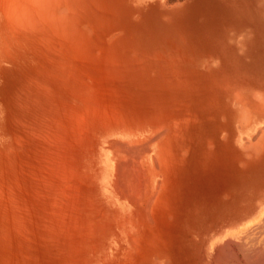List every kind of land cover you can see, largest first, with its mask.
I'll return each instance as SVG.
<instances>
[{"label": "rangeland", "instance_id": "1", "mask_svg": "<svg viewBox=\"0 0 264 264\" xmlns=\"http://www.w3.org/2000/svg\"><path fill=\"white\" fill-rule=\"evenodd\" d=\"M116 1L0 50V264H264V0Z\"/></svg>", "mask_w": 264, "mask_h": 264}, {"label": "bare ground", "instance_id": "2", "mask_svg": "<svg viewBox=\"0 0 264 264\" xmlns=\"http://www.w3.org/2000/svg\"><path fill=\"white\" fill-rule=\"evenodd\" d=\"M88 0H0V50L1 51H3L8 45H9V48L11 47L12 48V46L13 45H18V44H20V43H22V42H26V41H28V40H31V41H38V42H41L42 44H43V42H45L46 41V43H48V45L50 44L49 43V41H54L55 40V42L57 41V43H58V41H59V43L58 44H62V43H60V41L61 40H63V41H66L65 39H67L68 41H66V42H68L67 44L64 42L62 45H59V46H61V47H63V45H65L66 47H67V45L70 47V45L72 44H70L69 45V40H71L73 37L71 36V35H74V38L72 39V41L73 40H76L77 39V37H75V35L76 36H78L79 35V33H77V32H75L74 30L76 29V28H78L77 27V25L79 24L80 25V22L78 21V20H82V22H83V20L85 19L84 18V16H83V12L81 13V14H79L80 13V11H81V7H83V6H85L86 5V2H87ZM107 1V0H106ZM141 1H145V0H141ZM95 2V1H94ZM111 2V1H110ZM116 2H118V3H115V4H119L120 3V1H116ZM93 5V4H92ZM97 5H98V3H97ZM100 5H101V2H100ZM106 5H108V4H106ZM112 5H113V2H112ZM121 5V4H120ZM122 6V5H121ZM109 7V6H108ZM111 7V6H110ZM119 7V6H118ZM94 8V7H93ZM100 8H101V6H100ZM113 8V7H112ZM111 8V9H112ZM115 9H116V7H114ZM123 8V7H122ZM85 9V8H84ZM110 9V10H111ZM114 9V10H115ZM119 10H120V8H118ZM118 9H116V10H118ZM86 10H87V12H88V9L86 8ZM86 10H85V13H86ZM92 10V9H91ZM90 9H89V12H88V14H91L90 13V11H91ZM98 10H99V7H98ZM118 10V11H119ZM122 10V9H121ZM95 10H93L92 11V13L94 12ZM100 11H101V9H100ZM109 11V10H108ZM123 11H124V9H123ZM96 12V11H95ZM95 12H94V14H95ZM99 12V11H98ZM97 12V13H98ZM111 12H112V10H111ZM114 12H116V11H114ZM125 12V11H124ZM96 13V14H97ZM102 13V12H101ZM113 13V12H112ZM111 13V15H113ZM119 13H121V11L120 12H118V14ZM123 13V12H122ZM93 14V15H94ZM96 14H95V16H93L92 15V17H94V18H92V17H90L89 15H88V17L87 18H89V20H90V18H92L93 19V22H94V19H97L98 18V16H96ZM100 14V12L98 13V15ZM79 15H82L83 17H81V18H84V19H78V17H79ZM85 15V14H84ZM102 15V14H101ZM101 15H99L100 17H99V19H97L98 21H100V18H101ZM121 16H123L122 14H120ZM87 15H85V17H86ZM118 16V15H117ZM96 17V18H95ZM103 18H106V16L105 15H103V17H102V19ZM112 18H114V17H112ZM111 18V19H112ZM115 18H117V17H115ZM122 18V17H121ZM92 19L90 20V21H92ZM102 19H101V21H102ZM108 19V18H107ZM107 19H105V20H107ZM118 19H119V17H118ZM117 19V22H119L120 21V19L118 20ZM89 20H86L87 22H85L84 21V23H88L89 22ZM96 20V21H97ZM98 21L96 22V24L98 23ZM110 21V20H109ZM115 21H116V19H115ZM122 21V20H121ZM77 22H79V23H77ZM93 22H91V24H89V25H92L93 26V28L92 29H94V27H95V25L96 24H94ZM83 23V24H84ZM90 23V22H89ZM105 22H103V24H104ZM110 23H112L111 21H110ZM108 24V23H107ZM121 24H123L122 22H121ZM87 24H85V26H86ZM106 25V23L103 25V26H105ZM111 25H113V23L111 24ZM115 25V24H114ZM128 25V24H127ZM85 26H84V28H85ZM91 26V27H92ZM101 26V24H97V27H100ZM110 26V25H109ZM117 26H118V24H117ZM117 26H116V30H117ZM90 27V26H89ZM121 27H123L122 25H121ZM125 27V26H124ZM127 27H129V26H127ZM88 28V27H87ZM107 28V27H106ZM113 28V27H112ZM119 28V27H118ZM126 28V27H125ZM90 29V28H89ZM88 29V30H89ZM111 29V28H110ZM122 30H124L123 28H121ZM77 30V29H76ZM84 30V29H83ZM87 30V32H89ZM95 30V29H94ZM102 31L103 29H99V31ZM113 29H111L110 31H112ZM120 30V29H119ZM77 31H80V30H77ZM93 31V30H92ZM96 31V30H95ZM95 31L93 32V33H95ZM104 31V30H103ZM106 31V30H105ZM104 31V32H105ZM107 31H108V29H107ZM109 31V32H110ZM72 32V33H71ZM83 32L84 31H82L81 33H80V35H82L83 36ZM91 32V31H90ZM98 32V31H97ZM96 32V33H97ZM76 33V34H75ZM103 33V32H102ZM108 33V32H107ZM107 33H106V36H107ZM98 34H99V36H98ZM98 34H97V36L98 37H102L103 38V34H101V33H99L98 32ZM100 34H101V36H100ZM125 34V33H124ZM90 35H92L91 33H90ZM71 37V38H69V37ZM80 37L79 36V38H81V39H79V40H81V42H82V39H83V41H85V46H86V43H87V41H88V43H89V41L92 43V40H94V42L96 41L95 39H94V37L92 38L91 36L89 37L90 38V40H87L86 41V37H85V39L83 38V37ZM117 36V35H116ZM123 36V35H122ZM122 36H117V37H119V39H121L122 38ZM125 36V35H124ZM114 37V36H113ZM116 37V38H117ZM69 38V39H68ZM76 38V39H75ZM92 38V39H91ZM101 38V39H102ZM126 38V37H125ZM76 40V43L77 44H79V46H76L77 48L79 47V48H81V50H82V53H80L81 54V56H82V54H83V56L86 54V51L83 53V49L84 48H86L84 45H82V46H84V48L83 47H80L81 46V42L79 41V40ZM100 39V40H101ZM114 39V38H113ZM112 39V40H113ZM118 39V38H117ZM117 39H115V44L117 43V41H120L119 39L117 40ZM98 40H99V38H98ZM111 40V39H110ZM63 41H61V42H63ZM114 41V40H113ZM126 41H127V39H126ZM55 42H53V43H55ZM71 42V41H70ZM74 42V41H73ZM80 42V43H79ZM121 42V41H120ZM41 43H39V44H41ZM45 43V44H46ZM56 43V44H57ZM102 43V42H101ZM100 43V44H101ZM113 43V42H112ZM75 44V43H74ZM95 44H97V43H93L91 46L90 45H88V46H90L91 48L90 49H92V47H93V49L95 48V51H96V49H98L99 47H101V45L100 46H98L99 45V43L96 45V47H94L95 46ZM104 44V43H103ZM28 45H30L29 43H28ZM27 45V46H28ZM34 45V44H33ZM47 45V44H46ZM46 45H43V47L45 48L44 49V52H49V53H51V54H55V56H57L56 54H58V53H55V52H57V48H54V46L52 45V44H50V47H51V49H54L53 51H55V49H57L55 52H50L51 50L47 47H45ZM94 45V46H93ZM106 45H107V48H110V46L108 47V44L106 43ZM58 45L56 46V47H59ZM65 46L63 47L64 48V51H66L65 50ZM72 47H73V45H71ZM104 46V45H103ZM102 46V47H103ZM124 46V45H123ZM25 47H26V43H25ZM31 47V46H30ZM53 47V48H52ZM21 48V47H20ZM27 48V47H26ZM40 48H42L41 46H40ZM60 48V47H59ZM62 48V49H63ZM83 48V49H82ZM103 48H105V46L103 47ZM123 48V47H122ZM37 49H39V47L37 46ZM46 49H48V50H46ZM62 49H59V51L60 50H62ZM67 49V52H65L66 54L67 53H69V54H67L68 56H70L69 58L71 59V53L73 52V53H75V54H77L78 53V49H76V48H74L75 50H76V52H74V51H69L70 50V48H66ZM69 49V50H68ZM71 49H73V48H71ZM87 49H88V47H87ZM99 49H101V48H99ZM99 49H98V52H99ZM129 49V48H128ZM41 50V49H40ZM43 50V49H42ZM42 50H41V52H42ZM46 50V51H45ZM50 50V51H49ZM102 50V49H101ZM108 51V49H106L105 48V51ZM133 50V49H132ZM38 51V50H37ZM80 51V50H79ZM103 51V50H102ZM104 51V52H105ZM109 51H110V49H109ZM108 51V52H109ZM124 51V50H123ZM81 52V51H80ZM97 52V51H96ZM96 53L97 55L98 54H100V53ZM59 53H61V51L59 52ZM89 53V51L87 50V54ZM79 54V55H80ZM91 54V53H90ZM107 54V53H106ZM155 54V53H154ZM58 55H60V54H58ZM100 55H105V54H100ZM148 55V54H147ZM67 56V57H68ZM88 56H89V54H88ZM150 56V55H149ZM154 56V55H153ZM158 56V55H157ZM160 56V55H159ZM151 57V56H150ZM149 57V58H150ZM81 58V57H80ZM137 58H138V56H137ZM152 58V57H151ZM153 58H155V56L153 57ZM68 59V58H67ZM74 59H75V57H74ZM128 59V58H127ZM145 59V58H144ZM156 59V58H155ZM162 59V58H161ZM71 61V60H70ZM81 61V60H80ZM75 62V61H74ZM76 66V65H75ZM110 66V65H109ZM131 67V66H130ZM129 67V68H130ZM135 67V66H134ZM85 68V67H84ZM132 68V67H131ZM128 69V68H127ZM137 69V68H136ZM63 70V69H62ZM73 70V69H72ZM131 70V69H130ZM133 70H135V68L133 69ZM143 70V69H142ZM58 71V70H57ZM61 71V70H60ZM132 71V70H131ZM136 71V70H135ZM144 71V70H143ZM73 72V71H72ZM124 72V71H123ZM127 72V71H126ZM67 74V73H66ZM70 74H72V73H69V75ZM126 74H128V73H126ZM68 75V74H67ZM122 75V74H121ZM46 76V75H45ZM66 76V75H65ZM128 76V75H127ZM69 77V76H68ZM83 77V76H82ZM70 78H72L71 76L69 77V79ZM75 78V77H74ZM128 78V77H127ZM125 79V78H124ZM131 79H133V78H131ZM140 79H141V77H140ZM71 80H73V79H71ZM75 80V79H74ZM126 80V79H125ZM58 81V80H57ZM65 81H66V78H65ZM35 82V81H34ZM55 82V81H54ZM72 82H74V81H72ZM125 82V81H124ZM65 83V82H64ZM109 83V82H108ZM121 83V82H120ZM144 83V82H143ZM74 84H76V83H74ZM113 84V83H112ZM122 84V83H121ZM38 85V84H37ZM60 85V84H59ZM80 85V84H79ZM82 85V84H81ZM39 86V85H38ZM57 87H58V85H57ZM57 87H56V89H57ZM64 87V86H63ZM132 87V86H131ZM59 88H61V87H59ZM70 88H71V86H70ZM79 88V87H78ZM53 89H54V87H53ZM141 89V88H140ZM91 91V90H90ZM58 92V91H57ZM53 95V94H52ZM75 95V94H74ZM94 95V94H93ZM132 95V94H131ZM71 96V95H70ZM57 97H59V96H57ZM56 97V98H57ZM75 97V96H74ZM81 97V96H80ZM79 97V98H80ZM95 97V96H94ZM260 97V96H259ZM47 99H50L49 97H46ZM53 98H55V97H53ZM120 98V97H119ZM125 98V97H124ZM256 98V97H255ZM258 98V97H257ZM95 99V98H94ZM51 100V99H50ZM53 100H55V99H53ZM58 100H59V98H58ZM62 100V99H61ZM60 100V101H61ZM83 100V99H82ZM85 101V100H84ZM120 101V100H119ZM131 101V100H130ZM117 103H120V102H117ZM59 104H60V102H59ZM64 104V103H63ZM62 105V104H61ZM66 105V104H65ZM121 105H122V101H121ZM96 106V105H95ZM62 108L63 107H66V106H61ZM100 107V106H99ZM102 107V106H101ZM100 107V108H101ZM121 107V106H120ZM69 108V107H68ZM70 108H72V107H70ZM91 108V107H90ZM97 108H98V106H97ZM96 108V109H97ZM118 109V108H117ZM176 109V108H175ZM68 110V109H67ZM98 110V109H97ZM96 110V111H97ZM48 111V110H47ZM63 109H62V113H63ZM70 111V110H69ZM102 111V110H101ZM72 111H70V113H71ZM92 112H94V111H92ZM100 112V111H99ZM150 113H152V112H150ZM64 114H65V112H64ZM68 114V113H67ZM66 114V115H67ZM104 114V113H103ZM146 114H149L148 112L146 113ZM72 115H75V114H73L72 113ZM86 115H87V112H86ZM105 115H107V114H105ZM113 115V114H112ZM151 115H153V114H151ZM93 116H95V115H93ZM138 116V115H137ZM249 116V115H248ZM72 117V116H71ZM87 117V116H86ZM106 117V116H105ZM152 117V116H151ZM154 117V116H153ZM159 117V116H158ZM85 118V117H84ZM96 118V117H95ZM102 118V117H101ZM140 118V117H139ZM174 118V117H173ZM74 119V118H73ZM78 119V118H77ZM80 119H81V116H80ZM93 119V118H92ZM103 119V118H102ZM108 119H110V117L108 118ZM151 119V118H150ZM247 119V118H246ZM111 120H112V118H111ZM111 120H109V121H111ZM154 119H151V120H149L150 122L151 121H153ZM160 120V119H159ZM74 121V120H73ZM76 121V120H75ZM246 121V120H245ZM105 122V121H104ZM71 123H73V122H71ZM75 123V122H74ZM116 123V122H115ZM77 124H80V123H77ZM9 125V124H8ZM170 125V124H169ZM84 127V126H83ZM169 127V126H168ZM12 128V127H11ZM153 128H154V126H153ZM160 128V127H159ZM151 129H152V127H151ZM168 129V128H167ZM79 130H80V128H79ZM156 130V129H155ZM164 130V129H163ZM262 130V129H261ZM83 131H84V129H83ZM165 131V130H164ZM258 131V130H257ZM27 132V131H26ZM81 133V132H80ZM154 133H155V131H154ZM157 133V132H156ZM256 133H259V132H256ZM21 134H22V132H21ZM158 134V133H157ZM25 135V134H24ZM18 136V135H17ZM25 136H27L28 137V135H25ZM78 136V135H77ZM259 136H260V138L262 137L260 134H259ZM259 136H257L256 138H258ZM26 137V138H27ZM255 138V139H256ZM260 138L259 139H256V140H260ZM29 139V138H28ZM150 139V138H149ZM151 139H153V137H151ZM150 139V140H151ZM156 139V138H155ZM20 140V139H19ZM150 140H147V142H150ZM18 142V140H15V142ZM251 141H254V140H251ZM17 142L15 143V144H17ZM21 142V141H20ZM19 142V143H20ZM24 142V141H23ZM152 142V141H151ZM19 143H18V145H19ZM134 143V142H133ZM141 143V142H140ZM142 143L144 144V142L142 141ZM136 144H139L138 143V141H137V143ZM143 144H140L139 146H141L142 147V145ZM149 144V143H148ZM148 144H146V145H148ZM17 145V146H18ZM21 145V144H20ZM22 145H23V143H22ZM117 145H118V143H117ZM134 145V144H133ZM112 146V145H111ZM115 146V145H114ZM257 146V145H256ZM113 147V146H112ZM145 147H147V146H145ZM258 147V146H257ZM256 147V148H257ZM4 149H6V148H4ZM258 149V148H257ZM7 150V149H6ZM124 150H125V148H124ZM130 151V150H129ZM128 151V152H129ZM139 151V150H138ZM138 151H136L137 153H138ZM7 152H8V150H7ZM6 152V153H7ZM121 152L122 153H124V151H122L121 150ZM132 153L133 152H135V150L134 151H131ZM126 153H124V155H125ZM135 154V153H134ZM21 155V154H20ZM127 155V154H126ZM129 156L131 155V153L130 154H128ZM137 155V154H136ZM132 156V155H131ZM135 156V155H134ZM138 156V155H137ZM128 157V156H127ZM127 157H123V159L124 158H127ZM133 157V156H132ZM130 158V157H129ZM135 158V157H134ZM140 158V157H139ZM132 159V158H131ZM137 159V158H136ZM125 160V159H124ZM127 160H128V158H127ZM123 161V160H122ZM129 161V160H128ZM120 162V161H119ZM121 163V162H120ZM118 164V163H117ZM155 164H156V162H155ZM117 166V165H116ZM131 166V165H130ZM137 166V165H136ZM139 166H141V165H139ZM153 166H155V165H153ZM119 167V165L117 166V168ZM121 167V166H120ZM129 167V166H128ZM132 167V169L131 170H133V166H131ZM20 168V167H19ZM134 168H135V166H134ZM21 169V168H20ZM19 169V170H20ZM129 169V170H130ZM139 169V168H138ZM13 170H15V169H13ZM127 170V169H126ZM141 170V169H140ZM115 171V170H114ZM142 171H144V170H142ZM141 171V172H142ZM3 172V171H2ZM1 172V173H2ZM127 172V171H126ZM130 172V171H129ZM133 172H136V173H132L133 175H130V176H134V174H136V175H138L137 174V170L135 171H133ZM139 172V171H138ZM145 172V171H144ZM143 172V173H144ZM0 173V174H1ZM140 173V172H139ZM3 174H6V173H3ZM16 174H18L17 172H16ZM126 174V173H125ZM129 174H131V173H128V175ZM123 175V174H122ZM135 175V176H136ZM140 175V174H139ZM7 176V175H6ZM10 176V175H9ZM121 176V175H120ZM129 176V177H130ZM134 176V177H135ZM123 177V176H122ZM122 177H119V178H122ZM128 177V178H129ZM137 177V176H136ZM145 178V177H144ZM122 179H125V178H122ZM132 179H133V177H132ZM138 179V178H137ZM137 179L135 178V180H136V182H137ZM140 179H141V177H140ZM143 179V178H142ZM13 180V179H12ZM130 180V179H129ZM145 180V179H144ZM119 181V180H118ZM120 181H122L121 179H120ZM119 181V182H120ZM126 181V180H125ZM4 182V181H3ZM133 182V181H132ZM141 182H143V180L141 181ZM146 182H147V180H146ZM10 183V182H9ZM134 183V182H133ZM159 183V182H158ZM138 184V183H137ZM143 183H141V185H142ZM2 185V184H1ZM0 185V186H1ZM125 186L127 185V184H124ZM124 185H123V188H124ZM4 186V185H3ZM121 186V185H120ZM132 186V185H131ZM6 187V186H5ZM10 187V186H9ZM12 187V186H11ZM145 187V186H144ZM157 187V186H156ZM134 188V186L132 187V189ZM158 188V187H157ZM128 189L129 190H131L132 191V189H130V186L128 185ZM127 189V190H128ZM138 189V188H137ZM140 189V188H139ZM2 190V189H1ZM9 190V189H8ZM34 190V189H33ZM118 190V189H117ZM120 190V189H119ZM134 190V189H133ZM136 190V189H135ZM9 191H11V190H9ZM121 191L124 193V191L121 189ZM142 190H140V192H141ZM147 191V190H146ZM4 192V191H3ZM128 192V191H127ZM130 192V191H129ZM137 192H138V190H137ZM139 192V193H140ZM143 192V191H142ZM132 193V192H131ZM133 194V193H132ZM135 194H136V192H135ZM140 194H142V193H140ZM144 194V193H143ZM148 194V193H147ZM15 195V194H14ZM119 195V194H118ZM125 195V194H124ZM127 195V194H126ZM2 196V195H1ZM44 196V195H43ZM130 196V194L128 195V197ZM135 196V195H134ZM5 197V196H4ZM45 197V196H44ZM140 197H141V195H140ZM143 197V196H142ZM155 198V197H154ZM157 198V197H156ZM11 199V198H10ZM142 199V198H141ZM134 200V199H133ZM140 200V199H139ZM153 200V199H152ZM5 201V200H4ZM10 201H12V200H10ZM154 201H155V199H154ZM206 201H208V200H206ZM13 202V201H12ZM138 202V201H137ZM137 202H136V204H137ZM146 202V201H145ZM153 202V201H152ZM154 203V202H153ZM205 204V203H204ZM135 205V204H134ZM133 205V206H134ZM148 205V204H147ZM10 206H11V204H10ZM9 206V207H10ZM51 206V205H50ZM206 206H208V205H206ZM56 207V206H55ZM136 207V206H135ZM11 208V207H10ZM57 208V207H56ZM202 208V207H201ZM263 208V207H262ZM27 209V208H26ZM30 209V208H29ZM136 209V208H135ZM148 209H149V207H148ZM152 209V208H151ZM157 209V208H156ZM261 209V208H260ZM259 209V210H260ZM7 210V209H6ZM11 210V209H10ZM23 210V209H22ZM28 210V209H27ZM150 210V209H149ZM29 211V210H28ZM146 211H147V209H146ZM139 212V211H138ZM149 212V211H148ZM259 212V213H258ZM256 214L255 213H253V214H251L248 218H250V220H252V217H254V216H256V215H258V214H264V209H262V210H260V211H258ZM29 213V212H28ZM27 213V214H28ZM137 213V212H136ZM152 214H153V212H152ZM31 215V214H30ZM49 215V214H48ZM147 215V214H146ZM145 215V216H146ZM169 215V214H168ZM8 216V215H7ZM34 216V215H33ZM262 216H264V215H262ZM35 217V216H34ZM33 217V218H34ZM149 216H147V218H148ZM154 217V216H153ZM29 218H30V216H29ZM145 218V217H144ZM168 218V217H167ZM247 218V219H248ZM263 218V217H262ZM40 219V218H39ZM43 219V218H42ZM57 219V218H56ZM55 219V220H56ZM9 220V219H8ZM30 220V219H29ZM36 220V219H35ZM38 220V219H37ZM147 220V219H146ZM152 220V219H151ZM250 220H248L246 223H248ZM10 221V220H9ZM9 221H8V223H9ZM31 221V220H30ZM45 221V220H44ZM57 221H60V220H58L57 219ZM12 221H10V223H11ZM48 221H46V223H47ZM9 223V224H10ZM37 223V222H36ZM148 223V222H147ZM151 223V222H150ZM154 223V222H153ZM245 223V224H246ZM254 223V222H253ZM252 222H250L249 224L250 225H246V226H244V227H242L244 224H242V225H240V226H238V228L236 227V228H234V229H232V231H230L229 233H226V235H224L223 237H222V239L224 240V242L225 243H230V244H238L240 241H247L248 239H249V236L250 235H253L254 234V232L255 231H250V232H252V233H250L249 232V234L248 235H243V234H241V233H239V235H237L236 234V236H234V237H232L233 236V233H234V231H237L238 229L239 230H242V231H244L245 229H248L247 227H250L251 226V224H253ZM8 224V225H9ZM149 224V223H148ZM13 225V224H12ZM15 225V224H14ZM13 225V226H14ZM27 225V224H26ZM56 226V225H55ZM154 226V225H153ZM152 226V227H153ZM261 226H262V224H261ZM29 227V226H28ZM33 228V227H32ZM9 229V228H8ZM11 229V228H10ZM25 229V228H24ZM46 229V228H45ZM157 229H161V228H158L157 227ZM22 230V229H21ZM27 230V229H26ZM25 230V231H26ZM32 230V229H31ZM41 230H43V229H41ZM163 230V229H162ZM258 230V229H257ZM28 231V230H27ZM249 231V230H248ZM11 232H12V229H11ZM14 232V231H13ZM17 232V231H16ZM15 232V233H16ZM23 232V231H22ZM14 233V234H15ZM20 233V232H19ZM19 233H18V235H19ZM36 233V232H35ZM13 234V235H14ZM25 234V233H24ZM29 234H31V233H29ZM38 234V233H37ZM12 235V234H11ZM16 235H17V233H16ZM28 235V234H27ZM40 235V234H39ZM15 236V235H14ZM20 236V235H19ZM19 236H17V238L19 237ZM23 236V235H22ZM27 237V236H26ZM56 237H57V235H56ZM15 238V237H14ZM134 238V237H133ZM137 238V237H136ZM135 238V239H136ZM19 239V238H18ZM41 239V238H40ZM24 240H26V239H24ZM27 241H28V238H27ZM41 241V240H40ZM134 240L132 239V242H133ZM13 242V241H12ZM30 242H31V239H30ZM20 244V243H19ZM36 244V243H35ZM131 246V245H130ZM259 246V245H258ZM19 247V246H18ZM133 247V246H132ZM135 247V246H134ZM257 248V247H256ZM136 249V248H135ZM137 250V249H136ZM140 250V249H139ZM253 250V249H252ZM255 250V249H254ZM142 251H143V249H142ZM253 252V251H252ZM251 252V253H252ZM128 253V252H127ZM140 253V252H139ZM135 254V253H134ZM115 255V254H114ZM253 256V255H252ZM24 257V256H23ZM126 258V257H125ZM127 258H128V256H127ZM131 259V258H130ZM130 259H128L129 260V262H130ZM227 260V259H226ZM232 259H230V261H231ZM258 260V259H257ZM54 261V260H53ZM224 262V261H223ZM127 263V262H126ZM255 264V263H254Z\"/></svg>", "mask_w": 264, "mask_h": 264}]
</instances>
